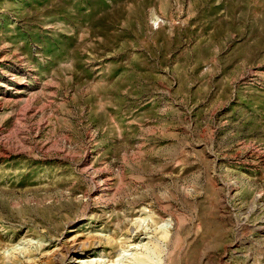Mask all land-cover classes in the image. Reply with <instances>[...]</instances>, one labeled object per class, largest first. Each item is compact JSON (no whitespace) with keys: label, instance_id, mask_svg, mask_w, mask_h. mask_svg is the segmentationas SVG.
<instances>
[{"label":"rangeland","instance_id":"rangeland-1","mask_svg":"<svg viewBox=\"0 0 264 264\" xmlns=\"http://www.w3.org/2000/svg\"><path fill=\"white\" fill-rule=\"evenodd\" d=\"M89 263L264 264V0H0V264Z\"/></svg>","mask_w":264,"mask_h":264},{"label":"bare ground","instance_id":"bare-ground-1","mask_svg":"<svg viewBox=\"0 0 264 264\" xmlns=\"http://www.w3.org/2000/svg\"><path fill=\"white\" fill-rule=\"evenodd\" d=\"M136 230L138 231L139 228H138V229L136 228ZM136 230H135V231H136ZM143 232H144V231H143ZM136 234H137V233H136ZM147 234H148V233H147ZM133 235H134V234H133ZM138 238H140V237H138ZM130 240H131V239H130ZM132 240H134V239H132ZM132 240H131V242H132ZM136 240H137V239H136ZM128 241H129V240H128ZM129 245H130V244H129ZM132 246H133V245H132ZM127 247H128V246H127ZM120 252H121V251H120ZM9 257H10V255H9ZM13 257H14V256H13ZM91 263H93V262H91ZM89 264H90V263H89Z\"/></svg>","mask_w":264,"mask_h":264}]
</instances>
